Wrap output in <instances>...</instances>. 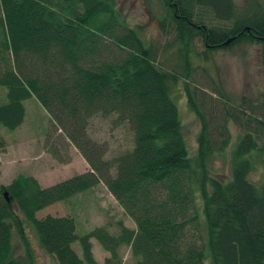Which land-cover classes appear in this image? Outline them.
<instances>
[{
    "label": "trees",
    "instance_id": "1",
    "mask_svg": "<svg viewBox=\"0 0 264 264\" xmlns=\"http://www.w3.org/2000/svg\"><path fill=\"white\" fill-rule=\"evenodd\" d=\"M154 4L163 36L180 46V73L159 65L114 0H0V87L7 91L0 126L20 128L24 103L34 97L90 167L47 188L26 176L0 188V264H22L15 236L32 260L27 226L57 264H98L92 240L109 254L104 264H123L122 247L137 264H264V182L250 180L257 165L264 173V100L232 106L212 78L196 86L190 66L196 42L206 52L256 44L264 74V0ZM181 80L200 121L194 158L173 94ZM96 117L127 124L132 149L106 160V149L89 135ZM232 125L242 132L234 144ZM230 147L231 173L221 179L210 160ZM99 184L136 229L119 222L118 234L105 227L80 234L75 217L37 218Z\"/></svg>",
    "mask_w": 264,
    "mask_h": 264
},
{
    "label": "rangeland",
    "instance_id": "2",
    "mask_svg": "<svg viewBox=\"0 0 264 264\" xmlns=\"http://www.w3.org/2000/svg\"><path fill=\"white\" fill-rule=\"evenodd\" d=\"M114 1L126 24L137 30L146 47L155 52L159 65L168 72L180 73L183 69L180 46L173 35L163 36L153 16L156 11L153 9L156 8L155 0ZM190 54V66L194 70L192 78L196 86H199V81L206 85L212 78L217 87L221 88L229 104L236 107L243 103L257 104L264 100V74L259 45L240 44L230 49L206 52L204 46L196 42ZM187 88L188 81L181 80L173 87V94L189 155L194 158L198 153L200 121L188 105ZM6 102L7 91L0 87V105ZM24 104L26 117L20 128L8 131L0 126V188L10 185L18 176L33 177L42 188H47L89 172L90 167L81 152L70 144L60 131L55 130L50 116L38 100L33 97ZM114 123L113 117H96L90 124V138L106 149L104 157L106 160H113L133 147V136L129 126L127 124L117 126ZM241 133L232 125V144ZM231 150L232 147L210 160V170L216 177L227 179L230 176ZM250 180L257 185L264 182L261 166H256ZM47 216L75 217L80 234L101 227L118 234L119 222L132 230L136 229L135 223L103 184L37 214L38 219ZM26 235L32 249L30 262L26 256L25 246L16 236L13 240L15 255L22 264H57L41 249L33 229L29 226L26 227ZM92 245L96 261L98 264H104L109 254L96 240H92ZM73 247L82 258L78 243ZM120 256L123 264H137L138 260L133 257L132 250L128 247L121 248Z\"/></svg>",
    "mask_w": 264,
    "mask_h": 264
},
{
    "label": "water",
    "instance_id": "3",
    "mask_svg": "<svg viewBox=\"0 0 264 264\" xmlns=\"http://www.w3.org/2000/svg\"><path fill=\"white\" fill-rule=\"evenodd\" d=\"M233 41H234V39L228 40L227 42L224 43V46H229Z\"/></svg>",
    "mask_w": 264,
    "mask_h": 264
}]
</instances>
